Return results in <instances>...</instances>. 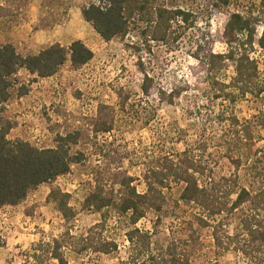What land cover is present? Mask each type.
Wrapping results in <instances>:
<instances>
[{
	"label": "rangeland",
	"instance_id": "374dc122",
	"mask_svg": "<svg viewBox=\"0 0 264 264\" xmlns=\"http://www.w3.org/2000/svg\"><path fill=\"white\" fill-rule=\"evenodd\" d=\"M261 1L229 0L228 6L215 8L214 0H156L190 15L188 23L172 24V35L164 42L147 40L143 22L131 25L122 40L104 41L81 15V8L95 0H70L63 20L50 28L39 26L47 16L42 0H29L15 15L0 18V44L10 43L22 55L55 43L67 48L76 40L93 54L78 69L68 58L51 77L18 73L29 91L5 105L4 115L16 124L8 139L54 148L56 135L80 128L88 140L71 146V152L82 156L68 173L29 192L20 204L0 210V264H58L45 254L46 243L53 240L62 244L67 264H122L133 256L126 238L133 227L148 233L149 252L175 243L178 255L189 252L188 264H264V243L251 247L240 226L241 219L252 225L262 221L263 209L249 203L234 212L225 208L207 217L209 226L203 227L195 217L205 214L179 200L183 185L170 179L160 220L149 211L133 226L110 213L104 228L93 230V236L115 242V251L76 254L71 247L101 219L82 207L100 173L131 177L136 191L144 193V175L186 150L204 169L195 176L199 185L217 192L227 207L235 198H224L231 187L251 194L264 188V92L240 94L233 83V61L211 56L214 63L207 62L209 55L227 52L224 29L229 16L252 15L256 30L249 56L264 82V50L258 44L264 27ZM144 76L149 78L147 93L141 90ZM212 79L223 86L212 87ZM100 105L109 108L113 128L94 134L90 123ZM54 188L70 195L75 215L69 222L47 202Z\"/></svg>",
	"mask_w": 264,
	"mask_h": 264
},
{
	"label": "trees",
	"instance_id": "16d2710c",
	"mask_svg": "<svg viewBox=\"0 0 264 264\" xmlns=\"http://www.w3.org/2000/svg\"><path fill=\"white\" fill-rule=\"evenodd\" d=\"M28 1L0 0V18L15 15L27 5ZM42 1V8L46 9L47 16L40 18V28H50L61 22L67 14L70 0ZM95 2L82 7L81 15L107 42L112 39H124L130 26L139 22L146 24L144 36L147 40L164 42L172 35V24L188 23L190 16L182 9H170L163 4L158 5L156 0H95ZM261 2L264 5V0ZM228 4L229 0H214L213 6L220 8ZM255 20L256 17L252 15L232 13L224 29L227 52L209 55L207 62L214 63V60H209L211 56L213 59H220V62L223 59L233 61L235 63L234 87L242 95L250 93L260 96L264 92V82L259 79L257 65L249 56L251 48L248 49L253 43ZM258 44L264 50V27ZM92 56V52L80 40L73 41L67 48L55 43L37 53L28 52L24 55L17 52L15 46L10 43L0 44V210L4 206L20 204L29 192L36 190L42 184L52 183L57 177L68 173L71 165L81 162L82 156L79 152H71V146L80 142L85 144L88 140V133L80 128L68 131L65 135H56L54 148L40 149L21 139H8L10 130L16 127V124L10 122L4 115L5 105L15 98L27 95L29 91L24 89V83L18 78V73L25 70L32 76L47 78L55 75L68 58L70 65L78 69ZM148 81V76H144L141 85L143 93L148 91ZM210 84L212 87L220 85L215 79H212ZM219 90L221 89H217V92ZM108 110L109 108L103 105L98 107L96 116L90 123L94 134L112 130L113 119ZM167 160L169 163L162 164L156 170L152 169L144 175L143 181L146 185L144 193L136 191L131 177L117 173H108L109 177H107L108 175L100 173L96 177L93 190L84 198L82 207L98 214L101 219L88 230L85 236L80 237L81 242L71 245L74 253L108 254L117 249L115 242L93 236V230L104 228L110 213L126 218L133 226L149 211L157 213V221L160 220L165 212L166 204L163 191L169 179L183 185L179 200L185 204L195 205L205 214L202 217H195L197 224L203 227L209 226L207 217L218 216L225 208H227L226 211L234 212L249 203L256 210L259 208L264 210V188L251 194L245 188L231 187L225 192L224 198L228 199L231 195H235V198L227 207L220 202L221 197L217 192L199 185L195 176L203 174L204 169L193 158L186 156V150L179 155V159ZM108 178V181L105 180ZM69 198L68 193L58 188L52 189L47 196V202L53 203L67 222L71 221L75 215L69 206ZM240 226L243 232H246L247 242L251 247L264 243V219L255 225L247 219H241ZM126 238L133 248L131 254L133 256L122 264L189 263V252L178 255L176 253L178 247L175 243L160 249L157 253L149 252L148 233H143L135 227L126 233ZM213 238L216 244L220 245L216 234ZM45 246L46 252H43L47 257L56 260L58 264H67L62 254L63 246L60 241L53 240L51 245L46 243Z\"/></svg>",
	"mask_w": 264,
	"mask_h": 264
}]
</instances>
